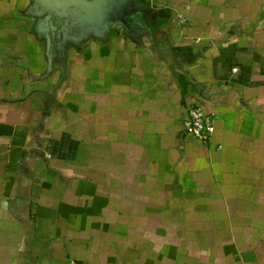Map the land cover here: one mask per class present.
<instances>
[{"label":"crops","instance_id":"1","mask_svg":"<svg viewBox=\"0 0 264 264\" xmlns=\"http://www.w3.org/2000/svg\"><path fill=\"white\" fill-rule=\"evenodd\" d=\"M72 261L264 264V0H0V264Z\"/></svg>","mask_w":264,"mask_h":264},{"label":"built area","instance_id":"2","mask_svg":"<svg viewBox=\"0 0 264 264\" xmlns=\"http://www.w3.org/2000/svg\"><path fill=\"white\" fill-rule=\"evenodd\" d=\"M232 72H237L236 68ZM183 133L193 137L201 143H207L214 133L213 119L204 114L199 107H192L187 111L183 120ZM70 264H86L84 262H70Z\"/></svg>","mask_w":264,"mask_h":264},{"label":"water","instance_id":"3","mask_svg":"<svg viewBox=\"0 0 264 264\" xmlns=\"http://www.w3.org/2000/svg\"><path fill=\"white\" fill-rule=\"evenodd\" d=\"M40 4H49L55 1H59L64 8H70L78 10L79 12H92L97 7L106 6L112 8L115 4V0H37Z\"/></svg>","mask_w":264,"mask_h":264}]
</instances>
